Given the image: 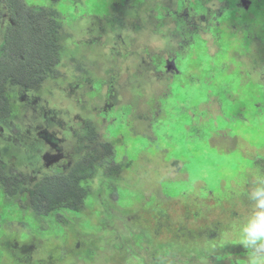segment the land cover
Segmentation results:
<instances>
[{"label": "rangeland", "instance_id": "obj_1", "mask_svg": "<svg viewBox=\"0 0 264 264\" xmlns=\"http://www.w3.org/2000/svg\"><path fill=\"white\" fill-rule=\"evenodd\" d=\"M181 1L25 0L62 14L65 48L60 78L30 96L48 116L33 118L32 103L13 111L11 177L37 164L67 172L77 157L69 121L80 116L98 124L120 169L105 188L90 183L77 211L24 208L22 192L1 187L0 264H252L264 255L250 240L264 227L250 222L264 200V0H208L201 24L181 19ZM166 74L174 78L159 82ZM41 125L63 133V154L52 131L43 140L30 132Z\"/></svg>", "mask_w": 264, "mask_h": 264}, {"label": "trees", "instance_id": "obj_2", "mask_svg": "<svg viewBox=\"0 0 264 264\" xmlns=\"http://www.w3.org/2000/svg\"><path fill=\"white\" fill-rule=\"evenodd\" d=\"M50 1L52 3L61 0ZM61 23H63V17L57 9L30 7L25 0H0V145H4L0 154L2 161V164L0 162V188L14 187L15 194L23 193L21 206L49 214L58 209L77 211L78 207L84 206L85 195L89 191L88 185L95 182L100 170L102 171L100 176L113 177L120 169L112 166L114 165L112 158L114 147L106 143L98 124L80 116L81 124L74 131H70L77 139L76 149L73 147L74 143L70 145V149L76 151L77 157L73 156L75 163L69 162L71 168H64L67 172L53 171L48 169L52 166L46 168L37 164L32 171H28L25 178L22 173L21 176L18 175V178L11 177V168L12 170L15 168L7 157L9 148L4 138L10 136V139L14 140L20 130L16 126L19 122L13 119V111L18 106L23 107L24 103H30V96L37 93L44 84L60 78L59 69L65 48L58 30ZM77 84L75 80L71 90L77 92L82 89L77 87ZM31 100L34 102L33 98ZM35 101L39 102L36 97ZM31 106L30 113L33 118L37 117L41 120L40 115L48 116L46 113L48 110L45 111V107H43L44 112H39L38 106L37 108L34 105ZM107 110V115L113 114L112 108L108 112ZM117 114L119 113H115L111 120L107 118L102 120L103 129L116 121ZM33 124L29 123L27 129ZM37 124L40 125V121H37ZM60 128L65 129L63 125H60ZM51 131L42 128V125L36 130H30L32 134L37 132L38 136L42 132ZM32 134H30L31 137ZM53 134L56 135V140L52 144H59V150L63 154V145L69 142H65L60 130H54ZM31 137L28 138V142ZM39 137L41 140L46 139L41 134ZM42 161L45 162V158ZM22 180L26 182L24 189H21ZM95 189L97 191L98 187Z\"/></svg>", "mask_w": 264, "mask_h": 264}, {"label": "clouds", "instance_id": "obj_3", "mask_svg": "<svg viewBox=\"0 0 264 264\" xmlns=\"http://www.w3.org/2000/svg\"><path fill=\"white\" fill-rule=\"evenodd\" d=\"M79 121H81L79 118L76 120L71 119L69 121L70 123H72V125H70L72 131H74V129L77 128L79 124H81L79 123ZM70 157H73V156H70ZM100 177L101 176L98 175L95 181L99 180ZM256 208L258 209V211L254 214L250 222L251 223L260 222L261 224H264V200L258 199ZM250 240H251V246H254L256 250H264V227H262L259 231L256 232V235L254 236V238L250 237ZM245 246L250 247L248 243H246ZM252 264H264V255H261L259 257L254 255Z\"/></svg>", "mask_w": 264, "mask_h": 264}, {"label": "flooded vegetation", "instance_id": "obj_4", "mask_svg": "<svg viewBox=\"0 0 264 264\" xmlns=\"http://www.w3.org/2000/svg\"><path fill=\"white\" fill-rule=\"evenodd\" d=\"M181 3L186 4L187 8H183V11H179V9L182 7L180 6L177 8V14L180 13L181 19H186L187 21H197V17H203L211 11L210 9L208 10L207 4L205 0H183ZM247 5H250L251 3H246ZM227 6V4H225ZM209 6V5H208ZM71 88V86L69 87ZM30 103L34 105V102H32L31 98L29 99ZM63 158V156H62ZM69 156H67L68 160ZM62 162V159L59 160Z\"/></svg>", "mask_w": 264, "mask_h": 264}, {"label": "crops", "instance_id": "obj_5", "mask_svg": "<svg viewBox=\"0 0 264 264\" xmlns=\"http://www.w3.org/2000/svg\"><path fill=\"white\" fill-rule=\"evenodd\" d=\"M192 1H193V0H192ZM205 2H206V4H207V6H208V0H205ZM197 21H198L199 24H201V22H200L199 20H197ZM202 21H203V23H205L204 20H202ZM192 22L195 23V21H192ZM187 23H188V22H187ZM197 31H199L198 28L195 29V32H197ZM189 32H190L189 26H188V24H186V35H188ZM192 36H193V37H192V41H191V42H193L194 39L197 38V36H196L195 34H193V33H192ZM191 42H190V43H191ZM188 44H189V42H188V40H186L185 43H184V46H185V45H188ZM169 58H170V57H169ZM170 60L172 61V63L174 62V60H173L172 58H170ZM189 63H191V62H189ZM189 65H190V64H189ZM168 77H172V78H174V74H166L164 77L159 75L157 78H158V80H159V82H160L162 79H167ZM32 98H33V97H32ZM34 99H35V98H34ZM34 99H33V101H34ZM34 102H35V103H34V106H36V108H37L38 105H37L36 101H34ZM110 109H111V108H109V109L107 110V112H108ZM48 155H49V154H48ZM62 161H63V159H62ZM103 178H115V177H114V176H113V177H103V176H101V177H100V180H99V182H98V183L100 184V185L98 186V188H105V187H107L106 184L109 183L110 181H112V179H103ZM92 188L95 189V188H97V186H95V187L92 186ZM92 188H90V190H92ZM90 190H89V191H90ZM95 190H96V189H95Z\"/></svg>", "mask_w": 264, "mask_h": 264}, {"label": "snow or ice", "instance_id": "obj_6", "mask_svg": "<svg viewBox=\"0 0 264 264\" xmlns=\"http://www.w3.org/2000/svg\"><path fill=\"white\" fill-rule=\"evenodd\" d=\"M252 234H253V236H255L256 235V231H252Z\"/></svg>", "mask_w": 264, "mask_h": 264}]
</instances>
